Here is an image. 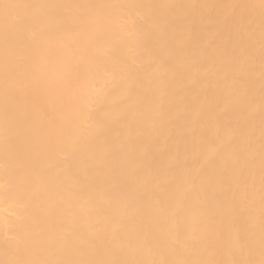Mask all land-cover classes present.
<instances>
[{"label": "bare ground", "instance_id": "bare-ground-1", "mask_svg": "<svg viewBox=\"0 0 264 264\" xmlns=\"http://www.w3.org/2000/svg\"><path fill=\"white\" fill-rule=\"evenodd\" d=\"M0 264H264V0H0Z\"/></svg>", "mask_w": 264, "mask_h": 264}]
</instances>
